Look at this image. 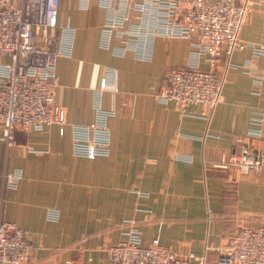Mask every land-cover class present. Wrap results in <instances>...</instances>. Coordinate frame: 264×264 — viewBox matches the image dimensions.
I'll use <instances>...</instances> for the list:
<instances>
[{
    "label": "crops",
    "instance_id": "0c3cea01",
    "mask_svg": "<svg viewBox=\"0 0 264 264\" xmlns=\"http://www.w3.org/2000/svg\"><path fill=\"white\" fill-rule=\"evenodd\" d=\"M105 15L99 0L87 8L79 0H60L59 23L76 29L72 55L61 56L56 66L65 132L56 124L18 130L9 148L0 139V175L22 171L16 188H4L0 176V213L27 231L34 248L27 264H109L107 248L127 238L131 219L142 245L157 238L196 254L206 243L223 245L242 224H264V168L214 166L245 138L252 117L264 118V54L254 51L264 45V0H254L241 28L247 46L233 53L236 66L226 71L223 99L210 119L203 104L182 113L155 97L168 70L189 61L190 39L158 37L151 60L132 51L118 56L100 45ZM248 61L260 84L242 66ZM223 65L218 63L220 76ZM109 69L118 88L102 95V106L115 112L108 120L110 152L76 156L71 125L95 119L94 93ZM260 128L262 136L249 139L264 151V121ZM51 208L60 211L57 220L48 218ZM207 258L218 264L219 253L209 251Z\"/></svg>",
    "mask_w": 264,
    "mask_h": 264
},
{
    "label": "built area",
    "instance_id": "2783aa9c",
    "mask_svg": "<svg viewBox=\"0 0 264 264\" xmlns=\"http://www.w3.org/2000/svg\"><path fill=\"white\" fill-rule=\"evenodd\" d=\"M89 1L79 0V6L87 8ZM99 1L106 11L100 45L118 56L132 51L137 59L151 60L158 37L191 40L189 61L168 70L166 85L155 97L173 103L182 113L203 104L202 113L210 119L223 99L226 71L236 66L231 61L233 53L247 46L240 31L254 0ZM59 6L60 0H0V139L8 148L17 143L18 130H42L56 124L63 134L69 124L67 108L56 100V66L61 56L72 55L76 29L59 23ZM254 51L264 54V45L255 46ZM222 60L224 73L220 76L218 63ZM202 61L209 67L203 68ZM242 66L256 84L261 83L256 67L249 61ZM105 90L118 91L111 69L94 93L95 119L71 125L76 156L95 158L110 152L108 120L115 112L102 106ZM252 121L245 138L225 151L215 167L244 172L264 168V151L249 139L262 136L264 118L254 116ZM0 176L4 188H16L22 171H4ZM59 216L58 209H49V219ZM128 223L127 238L107 248L109 264H209V251L219 253L218 264H264V224H242L223 245L206 243L205 252L196 254L179 252L157 238L144 246L136 222L131 219ZM33 251L27 231L0 213V264H27ZM69 263L78 264L76 260Z\"/></svg>",
    "mask_w": 264,
    "mask_h": 264
}]
</instances>
